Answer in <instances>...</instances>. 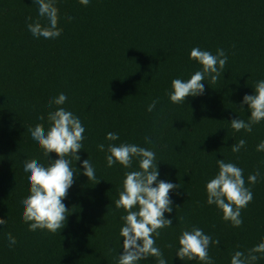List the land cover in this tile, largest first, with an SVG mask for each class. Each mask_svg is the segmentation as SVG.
<instances>
[{"label": "trees", "instance_id": "obj_1", "mask_svg": "<svg viewBox=\"0 0 264 264\" xmlns=\"http://www.w3.org/2000/svg\"><path fill=\"white\" fill-rule=\"evenodd\" d=\"M55 6L62 32L45 39L27 28L38 20L48 24L32 0H0V219L8 221L0 225V264H117L126 213L114 202L124 173L138 170V160L132 169L108 167L110 143L154 151L158 180L179 184L170 193L173 211L165 213L173 225L156 238L167 264H199L175 255L182 231L193 226L219 239L208 249L213 264H231L236 251L247 255L264 242V151H257L264 121L251 133L230 125L232 119L248 121L243 97L255 94V84L264 80V0H90L86 6L55 0ZM194 47L213 55L223 49L227 63L215 83L202 82L203 95L173 104L172 80L186 81L201 70L189 59ZM61 93L67 100L60 107L85 128L80 160L72 162L75 180L63 200L69 216L55 234L30 231L22 220L21 201L30 194L24 162L37 159L48 166L58 157H45L28 129L43 124L48 130V113L57 107L49 101ZM109 132L119 139L106 140ZM241 139L245 146L233 153L231 146ZM88 158L98 183L83 175ZM218 159L241 168L253 194L239 227L207 203L206 184L218 174ZM257 171V182L248 183ZM8 233L15 245H9ZM256 255L255 264H264V253Z\"/></svg>", "mask_w": 264, "mask_h": 264}, {"label": "clouds", "instance_id": "obj_2", "mask_svg": "<svg viewBox=\"0 0 264 264\" xmlns=\"http://www.w3.org/2000/svg\"><path fill=\"white\" fill-rule=\"evenodd\" d=\"M38 6L39 16L48 21L47 26H42L38 21L28 23L27 28L36 38L55 39L61 35L62 29L58 27L59 15L55 0H32ZM80 4L88 5L90 0H79ZM31 20V17L27 18ZM71 19V18H69ZM189 59L197 61L201 70L195 71L190 79H173L172 91L169 99L173 104H184L189 96L203 95L205 91L203 81L210 80L215 83L221 76L228 57L223 49H217L213 55L210 51L201 50L198 47L191 49ZM255 94H245L243 105L248 106L250 116L247 122L242 119H232L231 128L236 132L244 130L251 133L253 126L264 121V80L255 84ZM67 100L63 93L49 101V107L56 105L54 111L48 113L49 128L46 131L43 124H37L28 129L31 137L38 143L45 157L55 153L58 159L50 161L48 166L42 165L37 159L24 162V172L30 185V194L24 198L22 220L29 224L30 231L47 230L55 234L66 225L69 209L63 203L68 190L74 183L75 171L73 161H79L77 154L82 148L85 139V128L80 119L71 111L60 107ZM157 101L148 106L151 112ZM44 120L43 116L38 117ZM108 141L119 139L117 133L109 132ZM146 143H152L149 137H145ZM246 144L244 139L231 146L233 153H238ZM100 151H105L104 144L97 145ZM107 165H121L124 169H132L134 159L138 160V170H130L124 173L122 190L119 198L115 200L116 209H123L126 215L120 229L123 238V252L118 257L117 264H139L148 258H155L156 264H167L162 250L156 246V238L162 229L173 225L172 219L165 218V213L173 211L170 193L179 184H173L164 180H158L159 171L154 151L139 147L134 144L121 143L120 145L108 144ZM257 151H264V141L257 145ZM218 174L206 184L207 203L216 205L223 213L222 219L230 222L233 227H239L243 223L241 210L252 201L253 194L245 186L243 170L233 163H226L223 159L217 160ZM83 175L88 181L96 180L95 169L89 158L82 162ZM260 175L259 171L248 176V183L255 184ZM180 206H177V208ZM8 221L0 219V225ZM9 245H15L16 239L8 233ZM219 239L213 240L203 229L193 226L191 230L182 231L178 238L179 247L175 253L181 261H198L199 264H213L209 256L210 244L219 245ZM167 247L171 248L169 244ZM257 253H264V242L244 252L236 251L231 258V264H255L260 259Z\"/></svg>", "mask_w": 264, "mask_h": 264}]
</instances>
